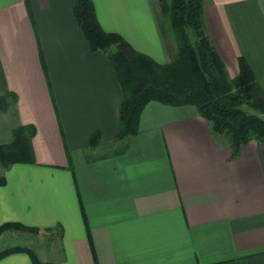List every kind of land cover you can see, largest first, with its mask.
<instances>
[{
  "label": "crops",
  "instance_id": "crops-1",
  "mask_svg": "<svg viewBox=\"0 0 264 264\" xmlns=\"http://www.w3.org/2000/svg\"><path fill=\"white\" fill-rule=\"evenodd\" d=\"M92 2L105 32L159 64L176 58L151 0ZM75 3L0 0V92L16 95L13 128L35 127V162L3 174L0 226L53 235L32 249L43 264H264V143L233 152L194 106L156 101L115 141L121 88ZM204 12L229 78L243 57L264 91V0H204Z\"/></svg>",
  "mask_w": 264,
  "mask_h": 264
},
{
  "label": "trees",
  "instance_id": "trees-1",
  "mask_svg": "<svg viewBox=\"0 0 264 264\" xmlns=\"http://www.w3.org/2000/svg\"><path fill=\"white\" fill-rule=\"evenodd\" d=\"M73 15L90 51L107 57L119 82L122 96L115 141L135 136L142 109L156 101L171 106H194L211 131L227 139L233 152L251 140L264 143V91L243 57L238 58L237 75L229 78L205 30L204 0H170L168 19L177 56L165 65L136 51L120 35L105 32L92 0H76ZM16 100L15 94L0 92V110H8L11 104L14 108ZM34 136L33 125L12 128V139L0 143V166L8 169L15 164H33ZM91 138L93 147L99 138L96 135ZM5 183V177L0 176V186ZM10 229L38 232L18 223H5L0 226V235ZM16 252L27 253L33 264H43L33 250L19 246L1 250L0 259Z\"/></svg>",
  "mask_w": 264,
  "mask_h": 264
},
{
  "label": "rangeland",
  "instance_id": "rangeland-1",
  "mask_svg": "<svg viewBox=\"0 0 264 264\" xmlns=\"http://www.w3.org/2000/svg\"><path fill=\"white\" fill-rule=\"evenodd\" d=\"M153 2V7H155V12L157 13V18L160 23L161 28L165 32L164 34L167 35L173 41V46L177 52L175 38L173 36L172 30L170 28V23L168 19L169 13V5L170 0H151ZM10 99H7L9 102ZM11 103V102H9ZM15 125V114L13 113L12 104L8 110L3 111L0 110V143L9 142L12 139V128ZM35 160V156H34ZM7 169L4 168L2 165L0 166V176H4V172ZM10 233L7 234L4 238L0 240V251L6 247H27L29 249H36L38 247H42L43 245H50L53 243V235H50L46 232H36L31 233L10 229L8 230ZM6 231V232H8ZM12 232V233H11ZM3 234V233H2ZM1 234V235H2Z\"/></svg>",
  "mask_w": 264,
  "mask_h": 264
}]
</instances>
